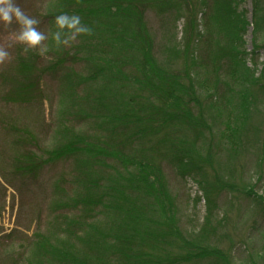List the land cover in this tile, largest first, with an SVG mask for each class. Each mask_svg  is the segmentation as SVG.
<instances>
[{
    "label": "trees",
    "instance_id": "16d2710c",
    "mask_svg": "<svg viewBox=\"0 0 264 264\" xmlns=\"http://www.w3.org/2000/svg\"><path fill=\"white\" fill-rule=\"evenodd\" d=\"M245 3L50 0L41 17L49 32L55 31L53 18L66 12L79 15L93 33L70 47L58 48L48 39L43 53L14 45L12 63L0 67V85L8 86L7 93L0 87L2 100L27 104L41 96V77L48 76L62 85L65 119L89 122L83 128L59 127L57 143L45 150L29 129H19L2 114L0 130L13 138L9 158L20 177H35L56 161L77 162L69 181L72 195L61 207L93 215L86 234L92 242L80 237L89 245L80 247L36 232L29 241L33 246L16 253L13 264H186L210 258L229 264V257L205 243L220 225L217 193L236 190L233 168L259 143L249 135L259 129L249 125L252 109L260 110L264 102V59L255 76L264 52L258 44L264 38V3L251 0V22ZM149 10L185 19L179 44L175 40L155 51L145 20ZM249 27L254 46L246 51ZM261 151L262 164L264 145ZM164 165L202 194L205 215L195 230L176 225L171 213L176 199ZM200 200L193 197L192 208ZM263 257L251 260L256 264Z\"/></svg>",
    "mask_w": 264,
    "mask_h": 264
},
{
    "label": "rangeland",
    "instance_id": "374dc122",
    "mask_svg": "<svg viewBox=\"0 0 264 264\" xmlns=\"http://www.w3.org/2000/svg\"><path fill=\"white\" fill-rule=\"evenodd\" d=\"M262 1L264 3V0ZM16 2L29 15L41 21L50 0H16ZM243 9L246 10L251 22L253 15L251 0H246ZM160 14L149 10L145 16L157 53L161 47L175 40L177 44L182 41L180 39L186 23L183 17L176 21L173 14ZM41 23L39 29L46 34L49 33L50 24L45 20ZM199 30H204L202 24ZM10 31V28L0 25V42L5 41ZM244 40L246 51H250L254 46L252 27L247 29ZM258 44L264 46V38L260 37ZM12 49L13 47L9 50ZM263 59L264 52L260 51V63L256 68L255 76H259L263 70L261 66ZM2 66H8V62ZM248 66L251 67V64L248 63ZM41 80V96L32 97L27 104H5L2 99L6 95L0 90V114L9 118L19 129L20 127L29 129L36 138V144L45 150L52 149L57 143L56 134L59 127H73V123H76L78 128H83L87 127L85 125L89 120L76 118L73 122V118L65 119L67 112H60L66 108L65 99L60 97L61 83L48 76L41 77ZM0 87L5 93L8 92V86L0 85ZM257 91L258 89L254 87L253 92L257 94ZM257 97L260 103L262 96L259 94ZM261 105L260 110L252 109L249 125L253 131L259 129L260 133L249 134L259 143L248 149V153L243 154L236 168H233L236 177L233 188L236 190L231 192L224 190L217 193L219 210L216 212L215 220L220 225L217 234L215 232L216 235L212 239L213 235H211L209 241L205 243V246L209 244L213 250L221 252L223 257H229V264H253L251 258L254 260L256 255L264 256V161L261 164L262 157H259L263 152H260V149L264 145V102ZM11 132L14 134V130ZM12 140V137L4 135L0 130V264H13L16 253H21L26 247L33 246L32 242L29 245V241L36 232L51 235L55 241L58 238L59 242L64 240L69 243H78L80 247H89L84 242L80 243L79 238L87 240L89 244L92 242L86 234L89 230L88 223L92 221L93 215L85 216L80 209L71 210L61 207L72 195V185L69 181L77 174V162L70 159L65 162L56 161L45 165L43 172L37 173L35 177L30 175L20 177L13 171L17 166L9 158L13 154L9 155ZM33 149L35 150V147ZM258 161H260V167H258ZM212 167L213 173L217 171L215 166ZM75 171L76 173L72 175ZM164 172L176 199L173 201L174 209L171 210L177 220L176 225L181 224L183 231L184 229L188 232L189 229L195 230L200 226L205 215L202 194L191 180L184 183L168 165H164ZM195 196L201 200L192 208V199ZM69 243H65L66 246L70 245ZM27 256L29 257L30 254ZM105 261L103 258V262ZM217 261L223 263V259ZM186 264H217V262L210 258ZM256 264H264V257Z\"/></svg>",
    "mask_w": 264,
    "mask_h": 264
},
{
    "label": "clouds",
    "instance_id": "9594fccd",
    "mask_svg": "<svg viewBox=\"0 0 264 264\" xmlns=\"http://www.w3.org/2000/svg\"><path fill=\"white\" fill-rule=\"evenodd\" d=\"M41 21L29 15L16 0H0V25L10 28L4 42H0V65L10 62L14 45L23 46V50L39 49L47 51L44 42L51 39L56 47H70L79 36L92 35L93 29L82 22L79 15L62 12L53 18L55 31L45 33L39 29ZM15 25V27H13Z\"/></svg>",
    "mask_w": 264,
    "mask_h": 264
}]
</instances>
